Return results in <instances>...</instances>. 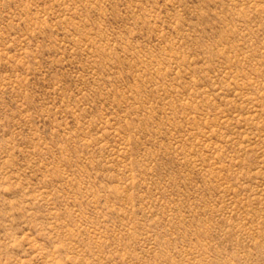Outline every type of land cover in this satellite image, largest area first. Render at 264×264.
I'll return each instance as SVG.
<instances>
[{
  "label": "rangeland",
  "instance_id": "1",
  "mask_svg": "<svg viewBox=\"0 0 264 264\" xmlns=\"http://www.w3.org/2000/svg\"><path fill=\"white\" fill-rule=\"evenodd\" d=\"M0 264H264V0H0Z\"/></svg>",
  "mask_w": 264,
  "mask_h": 264
}]
</instances>
